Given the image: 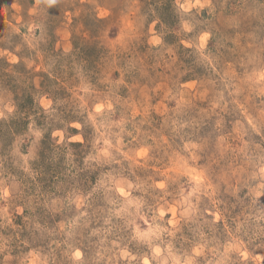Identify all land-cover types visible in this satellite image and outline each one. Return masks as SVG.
I'll return each instance as SVG.
<instances>
[{"label": "rangeland", "instance_id": "374dc122", "mask_svg": "<svg viewBox=\"0 0 264 264\" xmlns=\"http://www.w3.org/2000/svg\"><path fill=\"white\" fill-rule=\"evenodd\" d=\"M0 264H264V0H0Z\"/></svg>", "mask_w": 264, "mask_h": 264}]
</instances>
